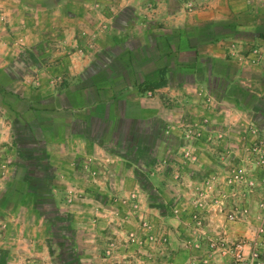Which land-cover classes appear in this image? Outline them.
Segmentation results:
<instances>
[{"label":"crops","instance_id":"1","mask_svg":"<svg viewBox=\"0 0 264 264\" xmlns=\"http://www.w3.org/2000/svg\"><path fill=\"white\" fill-rule=\"evenodd\" d=\"M0 27V71L35 59L39 87L14 124L32 140L24 169L37 202L138 190L162 228L182 193L172 175L188 125L206 117L203 136L226 135L211 159L246 123L264 137V0H0Z\"/></svg>","mask_w":264,"mask_h":264},{"label":"rangeland","instance_id":"2","mask_svg":"<svg viewBox=\"0 0 264 264\" xmlns=\"http://www.w3.org/2000/svg\"><path fill=\"white\" fill-rule=\"evenodd\" d=\"M86 16L94 18L91 11ZM32 45L28 41L22 47ZM27 56L11 71H0V264H235L238 246L244 254L248 252L259 227L264 229V162L256 164L260 155L252 154L259 139L264 147V137L250 123L236 133L241 139L228 141L215 159L209 156V148L226 135L213 132L203 136L209 125L206 117L192 123L204 128L196 139L183 137L180 170L178 176L172 175L182 193L162 228L147 216V203L138 190L132 192L134 201L129 198L131 192L112 196L108 202L86 201L77 195L66 198V192L54 200L40 196L44 200L35 201L24 169L32 140L14 124L26 113L25 91L29 86L39 87L37 73L27 65L35 59ZM47 74L51 85L62 80L58 69ZM185 149L195 154L193 162H183ZM231 159L239 163L233 164ZM206 165L210 168L207 175L194 180L191 174ZM239 171L246 182H229ZM258 240L264 262V230ZM180 252H185L184 260L176 262L173 258Z\"/></svg>","mask_w":264,"mask_h":264},{"label":"built area","instance_id":"3","mask_svg":"<svg viewBox=\"0 0 264 264\" xmlns=\"http://www.w3.org/2000/svg\"><path fill=\"white\" fill-rule=\"evenodd\" d=\"M253 53H257L256 50L253 51ZM149 95H151L149 93ZM206 122V121H204ZM204 126L203 125H196V124H190L189 126L186 127V129L183 132V137L191 141L193 139H196L201 136V130H203ZM253 134H256V131H253ZM262 145V140H258L257 144H254V147L252 149V154L260 155L261 160H257L256 158V164H262L264 162V147L260 146ZM183 162H193L195 160V154L190 150V149H185L183 151ZM176 176L178 174L176 173ZM229 182H234V183H241L244 184L246 181L244 180L243 173L242 171H239L237 174H235L232 179L229 180ZM249 185H252V182H248ZM131 201H134L136 198V194L132 193L129 197ZM197 203V202H196ZM234 215H229L230 218H233ZM263 227L262 225L259 227L257 235L255 238L252 239V241L249 244L248 252L244 254L241 252L243 249L242 246H238L240 251L236 254V260L235 264H264L263 260L261 259V246H260V241L259 239V234L263 232Z\"/></svg>","mask_w":264,"mask_h":264},{"label":"trees","instance_id":"4","mask_svg":"<svg viewBox=\"0 0 264 264\" xmlns=\"http://www.w3.org/2000/svg\"><path fill=\"white\" fill-rule=\"evenodd\" d=\"M163 85H164V82H162V81H158V82H156V83L151 84V88H153V89H157V88H160V87L163 86Z\"/></svg>","mask_w":264,"mask_h":264}]
</instances>
